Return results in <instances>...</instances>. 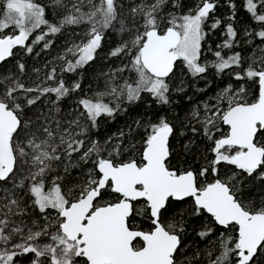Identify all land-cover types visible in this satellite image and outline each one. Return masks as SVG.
I'll return each instance as SVG.
<instances>
[{
	"label": "snow or ice",
	"instance_id": "snow-or-ice-1",
	"mask_svg": "<svg viewBox=\"0 0 264 264\" xmlns=\"http://www.w3.org/2000/svg\"><path fill=\"white\" fill-rule=\"evenodd\" d=\"M0 264H264V0H0Z\"/></svg>",
	"mask_w": 264,
	"mask_h": 264
},
{
	"label": "trees",
	"instance_id": "trees-1",
	"mask_svg": "<svg viewBox=\"0 0 264 264\" xmlns=\"http://www.w3.org/2000/svg\"><path fill=\"white\" fill-rule=\"evenodd\" d=\"M224 11L226 12L227 9H224ZM72 37L65 33V34H61L58 35L56 37H54L55 43L53 45L52 48L41 52L40 56H26L23 55V53H19L18 56L15 59H20L21 56L23 57V61H27V67L29 69L33 68V67H43V65L45 63H48L50 61H56V58L62 54L63 49L65 48V46L67 44H70L72 42ZM117 39V37L112 36L109 37L105 43L103 48L101 49V51L99 52L97 59L95 61L92 62L91 65H89L86 69H84L80 75L83 77V83H82V87L84 88L85 91H88L89 88L91 87V89L95 90L96 88L100 87L103 83V74L106 72H109L111 69L115 68L116 66H118V61L115 60V58H106L107 57V52L109 50V48H111L113 46L114 41ZM15 62V60H11L9 61V67H11V65ZM58 62V61H56ZM69 78H78L76 76V74H71V76ZM204 82L201 81L200 85L198 86H203ZM214 87V85H213ZM89 94H91L89 92ZM212 95V88L210 87L208 89L207 92V96H200L198 95L197 97H195L196 100H204L207 99L209 96ZM73 103L72 101H68V104ZM183 114V113H181ZM123 127V121L122 120H118L116 122L113 123H106L104 125V128L101 129V131H105V132H115L117 131L118 128ZM180 149L178 148V151Z\"/></svg>",
	"mask_w": 264,
	"mask_h": 264
}]
</instances>
